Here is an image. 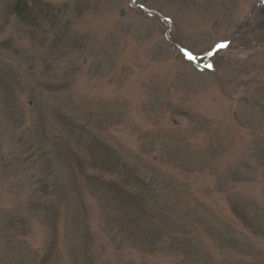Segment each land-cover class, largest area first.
Returning a JSON list of instances; mask_svg holds the SVG:
<instances>
[{
    "label": "rangeland",
    "instance_id": "1",
    "mask_svg": "<svg viewBox=\"0 0 264 264\" xmlns=\"http://www.w3.org/2000/svg\"><path fill=\"white\" fill-rule=\"evenodd\" d=\"M16 1L0 264H264V0Z\"/></svg>",
    "mask_w": 264,
    "mask_h": 264
},
{
    "label": "trees",
    "instance_id": "2",
    "mask_svg": "<svg viewBox=\"0 0 264 264\" xmlns=\"http://www.w3.org/2000/svg\"><path fill=\"white\" fill-rule=\"evenodd\" d=\"M24 0H17L16 3L14 4L15 6V12L22 16L23 18H27L29 16V13L27 11L26 3L23 2ZM109 153V152H108Z\"/></svg>",
    "mask_w": 264,
    "mask_h": 264
},
{
    "label": "snow or ice",
    "instance_id": "3",
    "mask_svg": "<svg viewBox=\"0 0 264 264\" xmlns=\"http://www.w3.org/2000/svg\"><path fill=\"white\" fill-rule=\"evenodd\" d=\"M225 45H220V47H224Z\"/></svg>",
    "mask_w": 264,
    "mask_h": 264
}]
</instances>
